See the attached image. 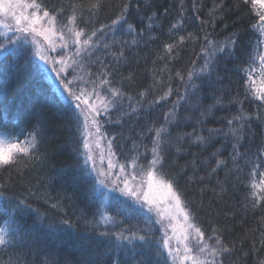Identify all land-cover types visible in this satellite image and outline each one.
<instances>
[{"label":"trees","instance_id":"1","mask_svg":"<svg viewBox=\"0 0 264 264\" xmlns=\"http://www.w3.org/2000/svg\"><path fill=\"white\" fill-rule=\"evenodd\" d=\"M39 2L53 10L63 6L65 12L60 16V22H64L70 12V3L79 0ZM83 2L87 4L89 0ZM215 2L219 3L220 0ZM118 3L119 0H105V8L100 13L99 21L87 27L98 28L100 23H110V20L115 18L116 9L109 5ZM137 3L140 5L139 12L136 11ZM195 3L200 9L198 12L193 10V0H183V26L170 33L171 25L181 18V0H131L132 8L128 14V22L133 23L138 31L145 29L143 37H138V42L132 44L131 36L126 32L127 26H117L115 40L120 43H114L113 32L107 31V39L99 48L91 50L94 52L91 60L86 55L85 60L81 62L83 70L80 67H76L75 71L69 68L65 73L69 79L82 76L87 80L91 72V78L95 79L102 65L92 61L98 58L106 65L104 70L112 73L109 77L112 86L124 93L123 101L115 109L110 110L108 115L99 117L102 135L108 139L115 137L113 150L116 155L113 161L118 165L131 161L137 152L140 154L139 164L147 165L151 159L152 136L147 129L163 123L164 113L172 107L178 96L184 94L188 70L193 67L198 70L204 63L203 58L197 55L200 52L199 43L188 41L181 46L179 56L175 60H169L164 50V44L171 43L178 36L187 35L189 32L203 39V32L200 30L204 26L195 17L199 15L207 18L213 0H195ZM233 3L234 0H225V7L232 8ZM165 8L168 9L166 14ZM152 12L158 15L154 17L153 27L148 30L145 27L149 23L147 16ZM256 19L250 6L241 5L239 10L232 8L227 12L223 21H217L214 32L211 25L207 26L206 30L217 40H223L234 31L238 32L235 55L221 56L211 78L195 79L194 82L199 85L196 95L201 97V104L197 106L191 99L188 102H180L179 120L176 124L168 126L171 135L163 149V172L175 178V187L192 213L194 221L208 235L214 226L217 227L227 246L232 247L233 243L235 244L236 250L225 257V264H260V261L264 260V247L260 243L264 207L253 210L248 203L253 200L250 183L253 179V169L256 170L254 178L257 183L260 179L259 173L264 172V154L261 153L264 148V106L254 97L245 98L247 77L242 71L249 65V56H253L257 66L256 86H259L258 54L264 52V46L257 48L255 44L258 32L252 29L251 25ZM224 24L228 25L227 29L223 27ZM81 27L85 25L81 24ZM4 31L5 29L0 27V32ZM151 36L156 39L149 40ZM5 39L0 35V41ZM124 41L129 43L124 44ZM103 44H108L109 48L105 49ZM32 51L30 44L24 45L17 55L4 59L5 54L0 50V131L10 137L19 136V139L23 140L21 133L31 131L34 125L42 127L45 130L39 149L42 158L29 162L22 176L17 173L16 168L22 167L23 161L21 165L0 170V184H8L6 189L0 191L12 199L17 196L28 197V188L38 193L39 196L28 197L32 208L37 211L31 212L25 220L29 225L35 222L40 227L31 242L24 246H0V264H110V254L106 252L105 247L107 238L99 235L100 231L105 230L104 226L95 229L88 221L98 220L101 211H106L119 221L122 217L118 214L115 200L122 202L120 209L136 208L138 205L122 196L119 191L101 189V192H107L106 197L91 191L94 180L81 175L83 157L78 155L84 151L81 138L82 122H77L72 115V109L66 104L51 102L54 90L50 85L55 77L48 73L42 61L35 57ZM119 52L124 55L118 59ZM59 54H62L59 48L56 52L48 53L54 58H58ZM161 56L164 59H161ZM193 61L196 62L194 65ZM165 64L168 65L167 68ZM177 70L184 74V82L175 76ZM221 77L222 80L219 79ZM168 87H171L173 92L168 100L155 106L151 105L150 102L163 95ZM142 91L146 92V95L140 100L141 107L137 105V100L140 99L139 93ZM237 94L239 99L244 101L243 114L251 117V129L245 130V138L240 147L242 155L233 162L230 153L234 140L229 133L227 119L236 114L239 107L235 104L229 105L228 101ZM55 95L59 96V93ZM217 96L222 97V104L217 105L206 118L200 117V112L213 104ZM128 97H132V100L129 101ZM62 99L61 97V101ZM130 103L138 108L134 114L129 108ZM121 112L129 115H121ZM198 119L200 123H197ZM212 128L218 130L212 143H191L195 140L193 135L180 141L182 150L177 151L178 136L195 130L197 135L207 137L208 129ZM226 133L228 134L225 135ZM103 144L107 149V140H103ZM217 149H220V153L213 156L212 153ZM217 159L225 160L227 166L221 165L212 173L210 170L216 167ZM192 161L196 162L195 172ZM92 175L95 176L94 173ZM188 177H194V180L189 181ZM222 188L225 191H221ZM46 197L51 199L46 202ZM57 202L62 209L51 207L52 203ZM101 203L103 208H100ZM5 207L4 199L0 197V226H4L7 219ZM37 213L46 217L43 223ZM147 215L152 219L150 244L146 245L143 251L137 250L140 254L136 259H143L148 264H170L166 254L158 255V250H162V230L152 214ZM61 219L71 220L73 227L59 225ZM49 223L59 225V229L48 228ZM135 223V218L128 221L129 225ZM143 223L141 218L139 226L143 227ZM245 252L246 256L243 255Z\"/></svg>","mask_w":264,"mask_h":264},{"label":"snow or ice","instance_id":"2","mask_svg":"<svg viewBox=\"0 0 264 264\" xmlns=\"http://www.w3.org/2000/svg\"><path fill=\"white\" fill-rule=\"evenodd\" d=\"M241 5H248L255 12L257 17L256 22L251 25V28L258 32L256 39V47L264 46V0H234L232 8L239 10ZM116 9L115 18L110 20V23H100L99 27H92L89 29L87 25H95L99 21L101 11L105 8V0H89L87 4L83 0L79 2H72L69 5L70 12L64 22H60V16L65 12V8L61 6L58 9H51L50 7L39 2V0H0V27L6 29L0 32V35L6 39L0 41V50L3 51L7 59L9 56L18 54V50L24 45L32 46V54L43 61L46 65H52V71L55 73V80L51 82L50 87L54 90L52 103H63L72 109V115L78 123L82 122L81 138L83 140V152L78 155L83 157V164L81 167V175L88 179L94 180L91 191L95 194L107 196V192H101V189H107L112 192L119 191V193L132 200L136 208L120 209L119 200H115L118 214L121 219L117 221L113 216L107 214L106 211L99 212V219L88 221L95 229H99L102 225L105 230L100 231L101 237L107 238L105 247L106 252L110 254V264H148L147 261L141 259L137 260L136 256L140 253L138 249L143 251L146 245L150 244V233L152 219L150 215L154 213L157 217L156 223L163 225L167 220L168 228L164 230L163 242L158 250V255L164 256L166 254L167 261L170 264H225V257L235 252V244L229 247L225 244L222 234L217 227H213L211 234L208 235L204 229L195 221L192 213L181 199V194L175 187V178L163 172L164 163V144L170 137L169 125L176 124L179 120L178 110L181 106L180 102H188L190 99L195 102L197 106L201 104V97L197 96L199 85L194 81L195 79L208 77L211 78L217 60L227 54L234 56L236 46L238 43V32L234 31L224 37L223 40H217L212 36V33L207 31L208 25L212 26V32L215 31L217 21H223L226 18L227 12L232 8L225 7V0H220L216 3L213 0V6L208 10L207 18H202L197 15L196 20L204 27L201 28L203 32V39L199 35H194L189 32L187 35H180L171 43L164 44V50L169 60H175L179 56V49L188 41L200 44V52L197 54L202 57L204 63L199 66L197 70L195 67L190 68L187 72L186 87L183 95L177 97L173 102L172 107L164 113V121L158 127L153 126L147 129L151 136V159L148 160L147 165H140V154L132 158L124 164H119V172H114L113 169L117 164L113 162V157L116 152L113 150L115 137L108 139L107 136L101 133V122L99 117L108 115L110 110L115 109L124 99V93L119 88L112 86V80L109 78L112 73L105 71L106 65L97 58L93 63H101V71L95 79L91 78L85 80L82 76H74L69 79L65 73L69 68L75 71L76 67L83 70L82 61L87 55L88 59L94 55L91 50L99 48L104 40L107 39L105 33L107 31L113 32V42L120 43L115 40V30L117 26L123 28L126 25V32L131 36V43L136 44L138 37H143L145 29L139 31L133 23L128 22V14L132 8L131 0H119L118 4L109 5ZM150 7V5H149ZM193 10L199 11V7L193 0ZM136 11H140V5L137 3ZM168 9H164V14ZM181 18H178L169 29L170 33L178 30V27L183 26L184 6L183 0L180 5ZM156 12H152L147 16L149 23L145 26L148 30L153 27L154 17H157ZM81 24L85 27H81ZM223 27L227 29L228 25ZM11 33V35H9ZM155 36L149 37V40H155ZM128 44L129 41H124ZM9 45L12 47L10 48ZM45 45L47 47H45ZM105 49L109 48L108 44H103ZM60 49L62 54L59 58H54L48 55L49 52H56ZM123 52L118 53V59L123 57ZM164 59L163 56L160 57ZM259 60V76L260 83L257 87L256 59L249 56V65L242 69L247 79L245 80L246 96L254 97L264 106V52L258 54ZM2 62V61H0ZM193 65L196 63L192 62ZM168 65L165 64V68ZM164 71V69H161ZM175 76L182 82L185 81V76L179 70L176 71ZM222 80L223 78H219ZM58 81V83H57ZM79 82V83H78ZM91 85V87H88ZM155 91V89H153ZM59 93V96L55 95ZM191 93V95H190ZM173 94L172 88L168 87L163 95L158 96L150 102L155 106L162 101H167ZM146 92L139 93V100L137 105H140V100H143ZM61 97L63 98L61 101ZM129 101L132 97L127 98ZM229 105H237L239 111L230 119H227L229 126V133L231 134L234 143L232 144V152L230 153L233 162L242 155L240 152L241 141L245 138V130L251 129L250 116L243 114L244 101L239 99L237 94L228 101ZM222 104V97H215L214 103L209 105L205 111L200 112V117H207L217 105ZM142 107V105H140ZM131 113H136L138 108L129 104ZM121 115H129V113L121 112ZM260 118V117H258ZM201 121L198 119L197 123ZM119 123V120L117 121ZM217 129H208V136L197 135L195 130L191 133H184L177 137V151L182 149L179 142L183 141L185 137H192L195 135V140L191 143L199 142L201 145L212 143ZM45 130L42 127L33 126L31 131L21 133L24 136L23 140L19 136H13L8 139H0V170L17 167L16 171L19 175H23L27 169L29 162L40 160L42 157L39 154V149L42 141V134ZM226 133L225 135H227ZM101 140H107V159L108 167L106 170H98L96 166L95 151L99 150L100 159L103 160V148ZM220 149L212 153L217 156ZM264 154V148L261 149ZM147 154V150H146ZM193 172L197 169L196 162L192 161ZM221 165L227 166L225 160L217 159L216 167L210 171L214 173ZM131 168V172H129ZM139 169V171H137ZM183 171V170H182ZM95 174L93 176L92 174ZM256 170L253 169L251 180V196L253 200L248 201L253 210L264 207V172L259 173V182L255 180ZM115 177V179H113ZM203 178H201L202 180ZM189 181H193L194 177H188ZM122 185V186H121ZM8 184H0V189H6ZM153 189L161 190L164 195L160 198L153 197L151 192ZM28 197L38 193L32 192L30 188L26 189ZM225 191V189H221ZM0 197L5 201V212L7 219L4 221V226H0V246L5 248L13 245L24 246L31 242L33 235L40 225L27 224L25 217L29 216L31 212H36L32 208L28 197L17 196L14 199L4 196L3 191H0ZM47 200L51 199L46 197ZM115 199V198H114ZM53 209H62L59 202L52 203ZM100 208H103L101 203ZM41 223L46 217L42 213H37ZM94 217L96 213L93 214ZM136 220L135 224H128L129 220ZM143 218V227H140V221ZM59 225H66L73 227V222L69 219H61ZM59 225L49 223L48 228H57ZM124 225V227H120ZM110 226V227H109ZM171 230L169 235L168 229ZM140 243L137 244L136 242ZM159 243V242H158ZM260 243L264 247V217H261V234ZM243 241H241V248ZM255 248V244H253ZM247 255V253H243ZM264 264V260L260 261Z\"/></svg>","mask_w":264,"mask_h":264},{"label":"rangeland","instance_id":"3","mask_svg":"<svg viewBox=\"0 0 264 264\" xmlns=\"http://www.w3.org/2000/svg\"><path fill=\"white\" fill-rule=\"evenodd\" d=\"M5 31H6V29H5ZM9 34L11 35V33H9ZM45 47H47V46L45 45ZM51 56H52V55H51ZM58 58H59V57H58ZM41 63H43V65L45 66V68H46V70L48 71V73H49L52 77H55V73L52 71V65H51V64H47V65H46L43 61H42ZM51 76H50V77H51ZM52 77H51V78H52ZM8 138H10L9 135H7V134H5V133H3V132L0 131V139H8ZM101 145H102V148H103V154H104V157H105V158H104L103 160H101V159H100V155H101V153H100L99 150H96V151H95V156H96V166H97V169H98V170H106L107 167H108V159H107V149L105 148V147H106L105 144H103V140H101ZM112 159H113V158H112ZM113 162H114V161H113ZM116 164H117V163H116ZM113 171H114V172H119L118 164H117V167L113 169ZM137 171H139V169H137ZM129 172H131V168L129 169ZM113 179H115V177H113ZM121 186H122V185H121ZM151 195H152L153 197L160 198V197H162V196L164 195V193H163L161 190H159V189H153V191L151 192ZM152 216L157 220V217L155 216L154 213H152ZM158 225L160 226V228H161V230H162V234H163V236H164V230H165V228H168L167 220L164 221L163 225H161V224H159V223H158ZM168 231H169V235H171V230H170V228L168 229Z\"/></svg>","mask_w":264,"mask_h":264}]
</instances>
